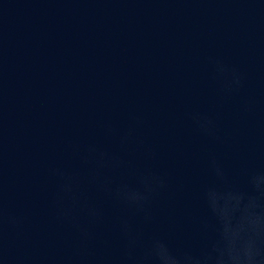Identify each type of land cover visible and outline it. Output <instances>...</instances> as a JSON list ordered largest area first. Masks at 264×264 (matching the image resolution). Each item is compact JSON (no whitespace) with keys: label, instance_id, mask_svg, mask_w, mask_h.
Listing matches in <instances>:
<instances>
[{"label":"clouds","instance_id":"clouds-1","mask_svg":"<svg viewBox=\"0 0 264 264\" xmlns=\"http://www.w3.org/2000/svg\"><path fill=\"white\" fill-rule=\"evenodd\" d=\"M218 71L227 69L218 64ZM232 84L239 86V75L232 70ZM197 127L207 135H214L213 122L200 114H193ZM111 132L112 129H109ZM134 128L130 127L120 136L122 149L134 139ZM79 151V149H77ZM148 155H152L148 150ZM84 165H91L88 182L95 185L116 203L142 216L145 223L153 220L151 204L167 188V177L150 168H133L108 151H101L95 145H88L81 154ZM210 168L218 183L205 185L201 196L218 227L207 237L210 226L202 222L200 235L205 236L199 245L173 246L158 234L145 236L133 228L127 218L120 220V234L124 241L121 254L108 264H264V173L249 172L246 187L241 189L230 183L224 169L213 158ZM123 170L135 177V184L121 182L113 185L107 171ZM58 186L54 197L57 218L69 223L84 239L91 237L86 225L80 222L83 212L89 222L98 223L102 218L99 208L88 203L82 188L81 178L70 171L55 168ZM18 220L6 216L0 197V242L5 225L15 226ZM0 243V259H3Z\"/></svg>","mask_w":264,"mask_h":264}]
</instances>
